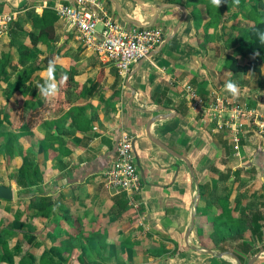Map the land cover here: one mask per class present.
Returning <instances> with one entry per match:
<instances>
[{
    "label": "crops",
    "instance_id": "crops-1",
    "mask_svg": "<svg viewBox=\"0 0 264 264\" xmlns=\"http://www.w3.org/2000/svg\"><path fill=\"white\" fill-rule=\"evenodd\" d=\"M117 2L123 15L141 7L133 0ZM73 3L74 0H0V19H8V30L0 36V58L10 52V63L14 64L17 46L30 44L20 30L18 35L11 33V25L20 22L27 12L41 15L47 7L54 10L58 4ZM162 4L146 6L141 23L149 22ZM237 19L241 20L239 16ZM180 20L171 40L152 50L123 86L113 65L85 49L75 32L59 20L55 25L57 46L65 45L67 52L75 56L80 85L75 93L63 96L58 111L45 112L41 125L34 130L20 127L14 112L21 104L27 106L33 97L14 95L8 105L14 75L0 80L4 88L0 93V119L4 113L7 116L0 130L5 133L10 128L17 135L12 139L0 136V166L17 164V173L26 158L33 160L40 171V182L30 189L18 187L13 180L18 193L11 184L0 182L13 189L12 201L0 199V264H235L229 257H214L185 246L196 196L195 221L188 237L191 246L203 247L199 243L207 235L203 229L215 220L219 207L216 201L225 196L231 209L235 208V199L243 196L233 211L236 217L258 206L263 218L258 223L264 231V140L247 125L236 153L227 131L216 132L214 124L203 122L190 109L185 93L189 86L204 102L217 94L263 109L264 61L260 58L256 64L260 74L251 70L231 72L228 55L238 56L241 65L254 60L255 55L235 44V38L229 49L223 42L219 44L212 29L208 33L197 29L191 14L183 18L178 8L163 11L151 29L161 31L164 42ZM113 21L125 30L132 27L120 19ZM20 26L25 32L34 30L30 20ZM231 26L234 25L226 26L220 36L228 38ZM74 41L80 46L77 52L73 50ZM46 50L39 45L31 51L37 55L36 63L46 68L37 79H48L55 64L62 61L56 53L53 64L45 65ZM81 54L88 58H81ZM61 64L65 66L67 61ZM97 71H102L103 77L89 95L87 88ZM114 89L118 90L117 96L113 95ZM159 108L171 111L158 112ZM75 109L82 112L78 125L73 124L74 114L69 115ZM155 116L162 117L150 125L151 136L186 158L195 179L184 161L147 137L146 125ZM123 132L132 138L141 190L134 195L132 205L124 197L126 205L115 206L114 195L103 188L101 181L115 160V144ZM10 142L19 148L12 154L7 148ZM29 147L32 152L28 155ZM34 193L50 198L53 206L44 212L30 206L29 198ZM250 200L258 205L249 206ZM208 203L213 206H206ZM233 237L224 240L225 251L240 255L241 264L264 251V235L259 238L247 230L242 237ZM243 241L248 246H239ZM253 264H264V253Z\"/></svg>",
    "mask_w": 264,
    "mask_h": 264
},
{
    "label": "trees",
    "instance_id": "trees-1",
    "mask_svg": "<svg viewBox=\"0 0 264 264\" xmlns=\"http://www.w3.org/2000/svg\"><path fill=\"white\" fill-rule=\"evenodd\" d=\"M234 0H166L168 3H174L182 5L187 8L191 17L195 21V27L197 29L203 28L204 33H208L210 29L217 30L218 35L223 33V30L227 26V22L235 21L237 15L229 16L230 7ZM244 2L249 6V11L246 15H243L241 20L237 23H244L240 29L241 33L235 38V44L245 46L250 53L255 55V59L248 62L245 65L239 64L238 56L228 55L226 61L230 71L233 73H245L247 70H251L253 73L260 74L258 60L261 58L264 61V0H237ZM210 6L214 7V10ZM206 19H208L206 21ZM23 20V21H22ZM20 22L17 20L11 25L12 35H18V30L28 37L30 44L28 46L20 43L17 46V58L14 64L10 63L11 54L5 53L0 58V80L10 75H14L12 88L9 90L8 105L10 99L14 95H22L26 97L31 95L33 99L29 100L26 105H19L15 108L14 112L18 117V124L20 127L28 128V130H34L39 127L43 120V114L49 109L58 111V108L63 105V96L70 92H76L80 82L78 80L79 71L76 68L75 56L72 53L67 52V47L57 46L58 37L56 36L55 25L59 21L56 12L52 8H45L41 15L35 13V11H29L25 14ZM28 20L31 21L33 31L25 32L20 24H26ZM233 30H236V26H231ZM142 30V29H138ZM44 45L46 47V58L44 60L45 65L53 64L56 53L61 58V62L67 61L65 66H62L61 62L55 64V70L51 73L48 79L38 78L37 75L43 71L44 67H40L36 63L37 55L33 56L31 52L34 47ZM48 55V56H47ZM44 58V56H43ZM10 70V71H9ZM6 73V74H5ZM103 77L102 71L94 72L87 92L92 95L98 87ZM118 90L114 89L113 95L117 96ZM1 109V106H0ZM69 110L67 111V113ZM74 114V115H72ZM79 114V115H77ZM72 115L73 124L82 122L79 116H82V112L74 110L69 112ZM6 114L0 119V126L6 119ZM82 118V117H81ZM79 121V122H78ZM19 134V133H18ZM14 138L17 136L10 131V128L5 133L0 130V136ZM7 148L11 150V154L18 147H15L14 142L7 144ZM28 155L32 152V148L27 149ZM227 177L223 178L226 182ZM15 184L23 189L32 188L40 182V171L37 164L31 160L24 158L16 175L13 177ZM241 181L240 186L243 185ZM33 194L29 198V205L34 206L39 212H44L49 209L52 204V200L46 196H37ZM124 195L114 196L115 206H125ZM239 196L235 199V208H228L229 202L227 196L217 200L219 204L218 214L214 221L209 226L204 228L206 237H201L199 243L208 249H217L219 251H225L226 238L230 236L242 237V234L250 230L252 235L262 236L264 235L263 227L259 225V221L263 218L259 212L258 203L254 201L249 202V206H257L255 210L250 211L247 215L239 213L238 217L233 214L239 205ZM264 205V203H262ZM206 206H213L212 203H208ZM198 212V207H197ZM250 224V225H249ZM248 246L247 242H242L239 246ZM238 255V254H237ZM239 256V259L243 261V258Z\"/></svg>",
    "mask_w": 264,
    "mask_h": 264
},
{
    "label": "built area",
    "instance_id": "built-area-1",
    "mask_svg": "<svg viewBox=\"0 0 264 264\" xmlns=\"http://www.w3.org/2000/svg\"><path fill=\"white\" fill-rule=\"evenodd\" d=\"M89 4V0H74L71 5L58 4L54 11L59 20L75 32L76 39L85 49L95 52L101 60L113 65L123 86L132 68L162 43V33L135 27L125 30L104 12L96 16L90 11ZM7 20L0 19V36L8 30ZM185 93L190 109L200 115L203 122L214 124L216 132L227 131L230 145L236 153L247 125L253 128L259 139L264 140V108L252 106L247 101L223 99L217 94L204 102L189 86ZM101 184L114 196L123 194L129 205L133 204L134 195L141 190L132 154V138L125 132L121 133L115 144V160L103 173Z\"/></svg>",
    "mask_w": 264,
    "mask_h": 264
},
{
    "label": "water",
    "instance_id": "water-1",
    "mask_svg": "<svg viewBox=\"0 0 264 264\" xmlns=\"http://www.w3.org/2000/svg\"><path fill=\"white\" fill-rule=\"evenodd\" d=\"M108 2H110L113 7H114V10H115V13L116 15L118 16V18L124 22L125 24H128L132 27H135V28H138V29H151L155 22L157 21L158 17L160 16V14L163 12V11H166V10H170V9H174V8H178L182 11V14H183V18H185L187 15H189V12L187 10L186 7L182 6V5H178V4H174V3H165V4H162L158 7V9L155 11V13L153 14L152 18L149 20V22L147 23H141L137 20H133L132 18H127L125 17L123 14H122V11H121V6L119 4V2H117V0H107ZM182 23V20H180L173 32H172V35L169 36L164 42H162V44L160 45V47H162L165 43H167L169 40H171V38L176 34L178 28L180 27ZM143 63V60L140 61L138 64H137V67L135 68L136 70H134L133 72L130 73L129 76H131L132 74L135 73V71H137L141 65ZM133 92V91H132ZM161 111H165V112H169L171 110L169 109H166V108H159V111L158 112H161ZM160 117L162 116H155L153 117L146 125V135L147 137L149 138V140H151L152 142H154L155 144L159 145L163 150H165L166 152H168L169 154H171L172 156H175L179 159H181L182 161L185 162V164L187 165L188 169H189V172L191 174V177L193 179L194 178V174H193V170H192V167L190 165V163L188 162V160L182 156H179L173 152H171L170 150H168L164 145H162L159 141L155 140L150 132H149V127L152 123H154L157 119H159ZM0 199L2 200H6V201H12L13 200V189L11 186H3V185H0ZM197 199L198 197L196 196L194 201H193V212L191 214V218H190V226L186 232V235H185V246L190 249V250H195V251H199V252H202V253H205V254H208V255H211V256H214V257H229L231 258L235 264H241V261L240 259L238 258L237 255H235L234 253L232 252H229V251H225V252H216V251H212L210 249H207V248H204V247H194V246H191L188 242V237H189V234L194 226V221H195V213H196V204H197ZM264 253V251L262 252H258L257 254H255L254 256H252V258L247 262V264H253L259 257L260 255Z\"/></svg>",
    "mask_w": 264,
    "mask_h": 264
},
{
    "label": "rangeland",
    "instance_id": "rangeland-1",
    "mask_svg": "<svg viewBox=\"0 0 264 264\" xmlns=\"http://www.w3.org/2000/svg\"><path fill=\"white\" fill-rule=\"evenodd\" d=\"M89 1H91V4H89V9L96 16L99 17V16H101V13L104 12L107 16H109L113 20H116L117 22H119V18L116 15L115 10L112 7L110 2H108L107 0H89ZM134 1H135L136 4H139L141 7L139 9L137 7L134 8V10L136 9L135 11L133 10L130 13L124 15V16L127 17V18H132V19L140 21V22L143 20L142 16H143L144 10L148 9V7H146V6L151 5V4H155V3H161V4L162 3H167L166 0H133V2ZM210 7H211L212 10H214L213 6H210ZM248 11H249V6L248 5H246L244 2L234 0L232 2L231 7H230L229 16L234 14V15H237L240 18H242L243 17L242 15L244 13H247ZM237 22H238V19L235 20V21H230V22L226 23L228 27L230 26V24H232V25L237 27L236 30H233L232 33H229L227 35L228 38H226V35L222 36V37L220 36V34L218 35L217 30H215V29H212L210 32H212V34L215 36L216 40H218L219 44H221V42H223V46H225L226 48L229 49L230 48V42L232 41V39L236 38V36H238V34L241 33L240 29L244 25V23L240 24V23H237ZM74 36H75V34L73 33V37ZM19 43H15V44L17 45ZM79 48H80V46L76 43L75 47H73V50L76 51ZM218 49H220V47H218ZM81 58L86 59L88 57H87L86 54H81ZM3 90H4V88L0 86V93ZM6 167L7 166H0V182L5 183V185H8V183L11 184L13 186V188L15 189V191H17V193H18V189L16 188V186H15V184L13 182V177H14V174L16 173L15 169L17 167V164H15L14 166H11L9 168H6Z\"/></svg>",
    "mask_w": 264,
    "mask_h": 264
}]
</instances>
